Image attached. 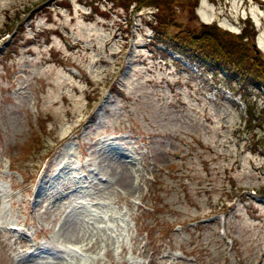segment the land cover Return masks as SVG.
I'll return each instance as SVG.
<instances>
[{"label": "rangeland", "instance_id": "374dc122", "mask_svg": "<svg viewBox=\"0 0 264 264\" xmlns=\"http://www.w3.org/2000/svg\"><path fill=\"white\" fill-rule=\"evenodd\" d=\"M151 9L0 0V264H264V91L216 93L155 40ZM167 10L165 34L213 24L222 55L264 74V0Z\"/></svg>", "mask_w": 264, "mask_h": 264}, {"label": "trees", "instance_id": "16d2710c", "mask_svg": "<svg viewBox=\"0 0 264 264\" xmlns=\"http://www.w3.org/2000/svg\"><path fill=\"white\" fill-rule=\"evenodd\" d=\"M126 1V4L131 3L133 1L136 7L146 6L148 8H152L151 18L152 27L154 32L159 35H163L165 37V27L167 25V19L164 17L165 15H170V12L167 10L168 0H123ZM247 20V19H246ZM188 27V26H178L176 30L171 34H166V36L174 43V45L183 51L187 50L189 55H193L199 59H206L209 63L220 62L223 64L226 69L230 72L239 73V74H249L250 81L248 84L252 86L255 80L259 82H264V74L258 73L249 67L242 66L235 60L231 59L227 55H222V47L223 44L220 42L219 44L215 41L220 40L213 31L215 26L213 24H208L205 22H201L197 24L196 28ZM212 33L211 39L208 42H205L204 45H199L194 43L193 41L189 43L192 38H198L202 33ZM212 42V44H211ZM227 54V53H225ZM254 60V55L251 56L250 66L259 69V65L256 64Z\"/></svg>", "mask_w": 264, "mask_h": 264}]
</instances>
